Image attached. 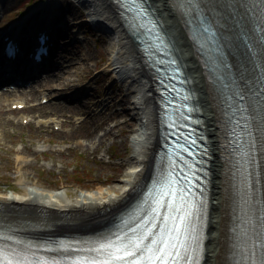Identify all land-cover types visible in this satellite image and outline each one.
I'll use <instances>...</instances> for the list:
<instances>
[{
	"label": "bare ground",
	"instance_id": "1",
	"mask_svg": "<svg viewBox=\"0 0 264 264\" xmlns=\"http://www.w3.org/2000/svg\"><path fill=\"white\" fill-rule=\"evenodd\" d=\"M65 1L42 0L39 5L34 6L33 11L39 9L41 10V15L34 17L35 19L27 28L28 34L38 29L47 28L48 25L52 27V36L58 34L56 33L58 31V22H61L60 19L63 20V11H60V9L64 8ZM70 1L72 2V0ZM200 1L203 6L212 10L215 9L220 13L227 11L225 9L235 7H248L249 11L253 13L264 10V0ZM73 2L80 7L77 6L78 9H76L73 6L71 9L67 24L70 27L68 32L72 31L75 34L84 22L92 21L95 26L102 27L106 35V38L102 39L106 58L101 65V74L108 76L110 83L112 80L119 79L126 97L125 102L131 103L126 105V107L131 106L136 115L142 113L145 129L131 141L133 150L132 154L127 158V174L126 177L120 180V184L117 187L101 186L92 190L81 189L73 194L66 187L46 190L35 183L28 185L20 181V184H22L20 191L16 188L0 190V207L19 213L52 217L57 220L56 224L53 225L55 231H61L65 228L94 230L100 223L107 220L111 213L131 200L135 187L149 175L158 139L157 106L151 82L146 74L140 52L132 41L126 26L115 11L111 0H73ZM144 2L153 15L158 18L162 31L173 46L174 54L183 64L185 74L191 81L190 87L196 94L195 102L199 106L202 130L206 136L209 177L205 240L201 253V264H234L229 237L231 236L230 222L234 215L235 198L232 195L233 190L231 179L228 177V167L222 159V127L217 97L214 96L212 88L206 80L201 63L195 56L191 43L187 38L183 14L178 8V2L175 0H144ZM5 7L6 1L0 0V16ZM230 12L235 13V11ZM79 13L82 14L81 17H72ZM16 29L3 32L2 35H12L14 31L17 32L20 28ZM59 30L61 31L60 28ZM225 39H230L229 47L237 48V39L233 36L232 29H225ZM79 59L77 58V60ZM96 64L97 60H93V65ZM63 66H65V63L52 67L50 72L45 75L46 78L35 74L33 76L27 75V78H24L23 73L27 74L33 71L30 69V65H26L24 69L21 66L10 67V70L14 72L11 73L13 74L11 76H18V79L22 80L21 84L26 85L20 87L23 89L19 90L18 84L15 82L12 83L10 80L0 81V85L3 86V88L0 86V116L4 114L3 111L11 112V109L6 108L7 102H9L10 108H13L15 104H25L29 98L36 94H39L38 100L40 102L44 98H47L48 102L47 94L40 87H55L58 90H66L76 84L75 79L72 78L73 70L65 71ZM96 68L94 67V69ZM5 87L6 90H4ZM72 91H70L72 96L68 98H78L79 106H74L71 109L68 107V110H66L64 106L56 105L53 106L50 113H47L41 105H36L35 108L42 114H53L56 116L54 119L44 120V122L60 126L71 122L72 118L78 113L87 112L93 127L86 131L83 136L88 140L87 145L91 146L97 137L96 131L104 124V121L97 119L96 112L102 106L105 107V110L112 109L114 106L116 107L114 112L111 111L110 113L116 116L118 113L124 114L126 109L121 107L117 111L118 104L106 107L105 98L111 97L108 94L104 96L108 92L94 100L92 106L87 107L85 106L88 102L87 95L75 96L78 91ZM135 94L138 95L137 103L132 98L133 101L128 99L129 96H134ZM13 95L14 97H12ZM65 110L69 112L68 115H66ZM62 115L66 116L64 121L56 120L58 116ZM26 118H28L27 115L21 116L22 120ZM126 121L127 119L120 123L116 122L114 126L119 127L121 123ZM4 123L6 122L4 121ZM109 134L110 129L104 130L103 134L98 138L99 142ZM26 164H28V159L19 156V168L21 169Z\"/></svg>",
	"mask_w": 264,
	"mask_h": 264
},
{
	"label": "rangeland",
	"instance_id": "2",
	"mask_svg": "<svg viewBox=\"0 0 264 264\" xmlns=\"http://www.w3.org/2000/svg\"><path fill=\"white\" fill-rule=\"evenodd\" d=\"M4 1H6V7L0 16V34L8 29L9 23L27 28L35 19L34 15L40 14L34 10L30 16L26 17L41 0ZM64 5L60 11H63V22L68 24L72 7L76 9L78 7L73 0L72 2L66 0ZM81 16L82 14L79 13L72 17ZM61 30V32L64 31L63 28ZM67 30L66 35L68 33L69 37L63 36L59 41V47L53 51L55 54L53 59L56 65L65 63L63 66L65 71L73 70L72 78L75 79L76 84L66 90L40 87L48 96L49 101L46 103L38 100L39 94L29 98L23 109L10 108L7 102L6 108L11 109V112L3 111L4 114L1 113L0 116V190L16 188L20 191L22 188L20 181H22L28 185L35 183L46 190L66 187L74 194L81 189L92 190L101 186L117 187L120 180L126 177L127 158L133 150L131 141L145 129V126L134 113V109L130 106L126 107L130 103L125 102L126 97L120 83L117 81L110 83L109 77L101 74V65L106 58L102 39H105L106 35L90 30L86 25L80 26L75 34ZM70 38L71 41L68 42ZM65 42L67 44L63 45ZM77 58L80 59L77 60ZM93 60H97L96 65H93ZM86 84L89 87L85 89ZM18 87L19 90L23 89L20 88L23 86ZM84 89L86 91L83 95L88 97L85 105L87 107L92 106L94 100L108 92L104 96L108 94L111 97L105 98L106 107L118 104L117 111L121 107L126 109L124 114L118 113L116 116L110 113L114 112L116 108L114 106L106 110L102 106L96 112L97 119L104 121V124L96 131L97 137L91 146L87 145L88 140L83 136L93 127L87 112L78 113L71 122L60 126L44 122L56 116L42 114L35 108L36 105H41L47 113H50L56 105L64 106L66 110L68 107L71 109L79 106L78 98L68 97L72 96L70 91L82 93ZM68 114L69 112L66 111V115ZM23 115H27L28 118L22 120ZM65 118L66 116L62 115L56 120L62 122ZM124 119L127 121L121 123L119 127L114 126L116 122L120 123ZM108 129L110 134L99 142V136ZM19 156L28 159V164L21 169Z\"/></svg>",
	"mask_w": 264,
	"mask_h": 264
},
{
	"label": "snow or ice",
	"instance_id": "3",
	"mask_svg": "<svg viewBox=\"0 0 264 264\" xmlns=\"http://www.w3.org/2000/svg\"><path fill=\"white\" fill-rule=\"evenodd\" d=\"M169 219L172 220V227L168 229V235L152 240L155 248L149 249L152 255L146 257L145 264H168V261L172 259L173 253L176 257H179L181 249L185 247V241L180 233L184 230L187 214L178 211L175 217L170 216ZM173 239L176 243H172ZM144 247V237L141 235H133L131 238L117 236L113 240L99 245V249L102 250L101 255L108 256L112 264H119L121 256L142 255ZM169 247L172 248V252H168ZM109 261H91L90 264H109ZM0 264H6V262L0 259ZM11 264H25V262L13 261ZM134 264H140V261L137 260ZM172 264H179V261L173 260Z\"/></svg>",
	"mask_w": 264,
	"mask_h": 264
}]
</instances>
